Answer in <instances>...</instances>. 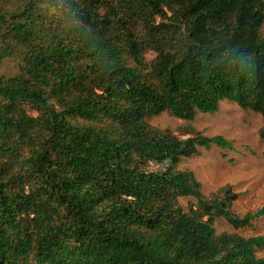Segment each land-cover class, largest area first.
Here are the masks:
<instances>
[{
	"label": "trees",
	"instance_id": "obj_1",
	"mask_svg": "<svg viewBox=\"0 0 264 264\" xmlns=\"http://www.w3.org/2000/svg\"><path fill=\"white\" fill-rule=\"evenodd\" d=\"M263 28L264 0H0V264H264L214 227L264 203L177 168L231 142L148 124L227 100L264 138Z\"/></svg>",
	"mask_w": 264,
	"mask_h": 264
},
{
	"label": "rangeland",
	"instance_id": "obj_2",
	"mask_svg": "<svg viewBox=\"0 0 264 264\" xmlns=\"http://www.w3.org/2000/svg\"><path fill=\"white\" fill-rule=\"evenodd\" d=\"M4 70H12V63H6ZM148 124L151 128H168L174 132L190 126L204 136L220 135L228 139L232 149L215 145L199 148L197 155L181 158L177 168L192 171L205 195L223 184H230L239 193L230 210L239 215L264 203V157L261 156L264 138L257 134V129L262 125L258 113L221 100L218 110L213 114L198 113L192 120H182L161 113L151 118ZM180 202L186 207V199L181 198ZM214 227L216 232H235L244 237L264 236V217L253 220L251 226L239 229L232 228L218 217L214 220ZM256 255H264V248L256 251Z\"/></svg>",
	"mask_w": 264,
	"mask_h": 264
}]
</instances>
